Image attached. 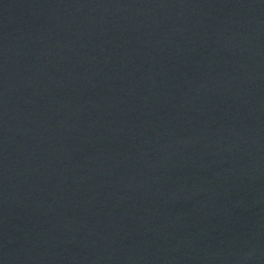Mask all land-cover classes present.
<instances>
[{
  "label": "water",
  "instance_id": "water-1",
  "mask_svg": "<svg viewBox=\"0 0 264 264\" xmlns=\"http://www.w3.org/2000/svg\"><path fill=\"white\" fill-rule=\"evenodd\" d=\"M0 264H264V0H0Z\"/></svg>",
  "mask_w": 264,
  "mask_h": 264
}]
</instances>
